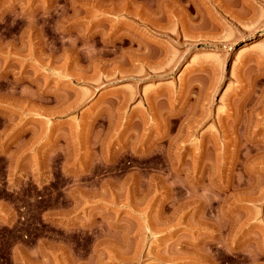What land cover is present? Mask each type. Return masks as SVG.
<instances>
[{"label": "rangeland", "instance_id": "374dc122", "mask_svg": "<svg viewBox=\"0 0 264 264\" xmlns=\"http://www.w3.org/2000/svg\"><path fill=\"white\" fill-rule=\"evenodd\" d=\"M0 264H264V0H0Z\"/></svg>", "mask_w": 264, "mask_h": 264}, {"label": "bare ground", "instance_id": "6f19581e", "mask_svg": "<svg viewBox=\"0 0 264 264\" xmlns=\"http://www.w3.org/2000/svg\"><path fill=\"white\" fill-rule=\"evenodd\" d=\"M164 138V137H163Z\"/></svg>", "mask_w": 264, "mask_h": 264}]
</instances>
